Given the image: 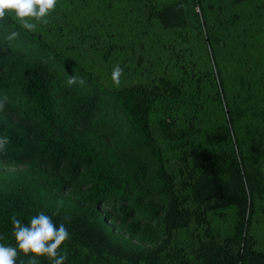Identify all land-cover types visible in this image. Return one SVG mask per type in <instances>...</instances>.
Returning a JSON list of instances; mask_svg holds the SVG:
<instances>
[{
	"label": "trees",
	"instance_id": "trees-1",
	"mask_svg": "<svg viewBox=\"0 0 264 264\" xmlns=\"http://www.w3.org/2000/svg\"><path fill=\"white\" fill-rule=\"evenodd\" d=\"M194 2L164 0L150 6V13L164 26H179ZM0 20L24 41L46 51L51 61L80 70L94 92L119 108L148 148L154 166L153 173L149 172L148 163L137 155L111 164L102 152L57 124L53 81L46 64L19 80H7L4 70L10 51L0 43V136L10 141L6 151L0 152V163L43 167L51 176L42 186L67 192L76 205L65 212L0 191V243H15L13 215L27 224L44 212L69 231L60 249L67 253L65 264H264V249L248 233L252 199L264 196V131L250 122L243 127L246 138L239 140L232 126L241 112L223 106V122L207 130L198 125L194 114L182 124L168 115L152 118L157 99L176 102L184 98L183 81L158 74L148 82L108 87L51 49L37 33L9 17ZM113 49L112 43L105 42L101 55ZM140 60L137 56L136 61ZM201 77L191 81L193 87L205 81L220 104L221 81ZM80 114L87 120L85 108ZM229 205L236 209V216L229 232L221 234L212 229L207 214ZM113 228L157 246L140 250L114 243ZM39 264L51 262L42 257Z\"/></svg>",
	"mask_w": 264,
	"mask_h": 264
},
{
	"label": "rangeland",
	"instance_id": "rangeland-1",
	"mask_svg": "<svg viewBox=\"0 0 264 264\" xmlns=\"http://www.w3.org/2000/svg\"><path fill=\"white\" fill-rule=\"evenodd\" d=\"M164 0H59L37 33L55 52L73 60L81 70L95 76L105 86H114L111 72L117 64L124 72L120 84L148 82L162 74L186 84L185 96L178 101L157 99L150 116H172L178 124L191 114L207 130L223 122L220 108L240 111L232 129L239 140L246 135L244 125L251 122L264 131V4L261 0H195L179 26H164L150 13V6ZM231 17V19H229ZM0 20V43L9 47L10 56L4 70L7 80H19L38 68H48L53 84L56 123L79 136L103 153L111 164L122 163L133 155L148 163L153 173L148 148L141 143L125 121L119 108L94 92L80 70L51 61L46 51L17 37ZM114 49L101 55L104 43ZM49 50V49H48ZM50 51V50H49ZM139 56L141 60L136 61ZM51 66V68L49 67ZM208 75L221 81L222 100L213 99L208 83L194 88L191 81ZM69 76L85 81L71 86ZM87 110L83 120L81 110ZM50 172L35 163L7 166L0 163V191L18 194L46 208L70 212L76 207L67 192H52L42 186ZM248 224L256 246L264 249V196L252 199ZM233 205L208 212L213 230L229 232L235 219ZM113 241L128 248L157 246L131 238L113 228Z\"/></svg>",
	"mask_w": 264,
	"mask_h": 264
},
{
	"label": "clouds",
	"instance_id": "clouds-1",
	"mask_svg": "<svg viewBox=\"0 0 264 264\" xmlns=\"http://www.w3.org/2000/svg\"><path fill=\"white\" fill-rule=\"evenodd\" d=\"M59 0H0V19L11 18L27 31H35L39 24H48V17L55 10ZM18 32L13 31L7 39L17 38ZM123 68L119 64L111 72V82L119 86ZM68 85L85 81L76 76H69ZM3 104L0 103V109ZM7 136H0V152L6 151L9 144ZM70 220V217H65ZM13 246L0 243V264H39L40 258H47L51 264H65L67 253L61 252V246L69 239L70 234L64 223L59 226L51 216L44 212L33 216L30 221L22 223L15 215L11 217ZM24 257L26 259H21Z\"/></svg>",
	"mask_w": 264,
	"mask_h": 264
}]
</instances>
